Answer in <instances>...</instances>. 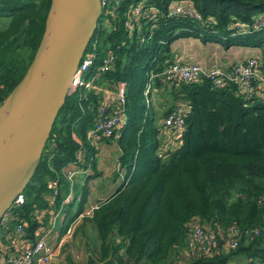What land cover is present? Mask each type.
<instances>
[{"label":"trees","instance_id":"trees-1","mask_svg":"<svg viewBox=\"0 0 264 264\" xmlns=\"http://www.w3.org/2000/svg\"><path fill=\"white\" fill-rule=\"evenodd\" d=\"M49 1L0 0V99L31 60ZM137 1L123 0L113 18L99 15L86 46L90 50L94 44L96 51L87 74H94L107 51L114 54L113 63L94 77L95 87L77 86L65 95L22 189L23 203L9 207L12 220H26L31 231L36 199L52 189L50 181L57 183L58 192L63 187L61 169L68 163L82 169L94 166L97 146L88 142L86 131L95 120L102 88L114 89L122 81L124 121L105 138H114L119 148V183L83 216L95 230V251L80 263L67 253L66 264H227L236 254L248 258L247 264H264V95L245 97L236 85L214 88L206 79L193 83L157 78L144 93L149 74L172 60L170 44L180 37L224 47H258L255 55L264 62V25H252L253 16L264 13V0H178L196 10L199 19L168 13L174 0H142L154 12L128 32L122 11ZM153 88L169 98L160 116L146 103ZM175 104L187 106L176 145L162 141L161 124ZM79 148L83 155L73 163ZM92 176L85 174L80 184L75 211L65 206L62 230L84 209ZM195 219L214 236L224 237L220 246L185 257V232ZM230 226L239 231L234 247L225 239ZM254 228L258 233L250 235Z\"/></svg>","mask_w":264,"mask_h":264},{"label":"built area","instance_id":"built-area-1","mask_svg":"<svg viewBox=\"0 0 264 264\" xmlns=\"http://www.w3.org/2000/svg\"><path fill=\"white\" fill-rule=\"evenodd\" d=\"M123 0H100L101 12L107 18H113L118 13V8ZM154 12V9L144 1L129 3L122 11V24L128 32L139 26V19L145 18ZM168 13H183L192 19H199V13L190 5L182 3L178 0L171 2ZM104 19V20H105ZM252 25L254 27L264 25V13L253 16ZM95 45L92 44L90 50L85 48L80 61L73 73V82L71 83L68 93L73 91L77 86L95 87L93 79L100 72L108 69L114 60V54L107 51L101 59V62L95 67L92 76H88L89 67L95 64ZM152 78H157L161 82L172 81L173 79H181L187 82L199 83L203 79L209 81L214 88H221L225 85H236L237 91L245 97L252 95H264V66L261 60L255 54H249L242 60L231 64L227 69H220L215 65L202 66L196 61H184L172 59L167 65L157 72H152L148 76V81L144 87V93L150 89ZM106 88V87H104ZM108 91L103 94L101 103L97 108L95 120L91 127L86 131L88 142L94 146L105 138L110 137L112 130L124 121L123 104H124V83L117 81L113 90L106 88ZM146 96V101H147ZM2 99H0V102ZM187 106L183 104H175L163 115L161 124L163 126V134L169 138L174 145L178 143V137L185 128V111ZM83 155L82 150H76V158L73 163L79 161ZM71 164V163H68ZM67 164V165H68ZM65 165V166H67ZM72 165V164H71ZM64 166V167H65ZM61 169L64 179L68 181L67 192L58 200L59 195L57 183L52 181L49 183L52 189L48 192H42L45 206H48L47 213H35L32 210V217L36 220V225L31 231L28 229L26 220L13 222L11 217V209H7L0 217V264H48L57 254L59 246L63 242L65 233L70 230V223L58 233L55 229L54 220L58 216V212L64 207L70 198V189L72 186V176L74 169ZM112 169L119 173L120 164L116 159ZM24 196L22 191L18 192L14 197L11 206H17L23 203ZM65 203V204H64ZM96 206V202L88 209L78 213L77 216L90 215L92 208ZM52 207V208H51ZM258 229H252L249 234H257ZM53 235L51 243L47 242V237ZM239 231L236 227L230 226L226 230V244L234 247L238 240ZM223 234L219 233L218 237L214 236L212 231L207 230L198 220H192L185 232L183 256L187 257L195 253H203L208 251L209 247L217 246Z\"/></svg>","mask_w":264,"mask_h":264},{"label":"water","instance_id":"water-1","mask_svg":"<svg viewBox=\"0 0 264 264\" xmlns=\"http://www.w3.org/2000/svg\"><path fill=\"white\" fill-rule=\"evenodd\" d=\"M100 12V0L49 1L32 58L0 102V217L39 162Z\"/></svg>","mask_w":264,"mask_h":264},{"label":"crops","instance_id":"crops-1","mask_svg":"<svg viewBox=\"0 0 264 264\" xmlns=\"http://www.w3.org/2000/svg\"><path fill=\"white\" fill-rule=\"evenodd\" d=\"M170 45H171L172 59H178V60H184V61H196L200 63V65L205 66V67L210 66V65H215L217 67H220V69H222L223 71L224 69H227L231 64L242 60L245 56L249 54H256L260 50L258 47L228 46L225 48L227 49L235 48L238 52H235L232 55L231 60H228L226 62L225 61L219 62V59L216 57V55L218 54V49L220 48L219 46L222 45L220 42H201L198 38H194V37H180L174 40ZM197 52H198V55H197ZM263 63L264 62L262 61V66H263ZM102 90H103V94L106 93L105 91H108L106 88H102ZM154 96L160 97V100H164L166 102L167 105L162 109L164 111L167 108L168 103H169V98L167 97V94H163V91H161L160 88H153L151 90V97L153 98ZM163 139L167 144H172V141L166 137L165 133L163 134L162 141ZM118 154H119V148H118L117 143L115 142V139L114 138L104 139L98 143L96 152L94 154V159L96 156H98V160L94 161V166L92 168L89 166L86 167L85 169L81 168L80 171L85 172V174H89V173L93 174V176L90 178V180H93V182H96L98 176L100 177L104 173H108L109 174L108 177L110 176V178L115 179L116 174L112 172V166H113L114 161L117 159ZM78 170L79 168L77 169V172ZM120 172L122 173L121 169H120ZM99 173L101 174L98 175ZM112 173H114V175ZM113 179L106 180L107 188L103 189V191L105 190L106 192L105 194L102 195L103 192L99 194L96 191L94 192V195L92 193L89 194V196L90 197L92 196L93 199L88 207L92 206L94 202L105 199L110 195L111 190L114 189V187L119 183V180L118 182H115V180ZM60 183L61 182H59V184ZM74 188L75 187H74V181H73L71 189H70L71 191L70 196L73 193ZM92 191H94L93 188H92ZM58 193H59L58 198L62 197L60 196V191ZM39 198L41 200L38 202V206H37V201H35L33 210L35 213H40L44 215L45 213H47L48 206H45V201H44L42 193L40 194ZM88 207L83 206L84 208L83 211L86 210ZM62 212L63 214L59 218V227L55 226V229L58 233H60L62 230L61 226H62V222H63L64 215H65V211L62 210ZM52 240H53V235H52ZM218 245L220 246L221 244L219 243ZM234 258H237V261L235 264H247V262L249 261L248 258H246L244 255L236 254L230 258L228 264H230V262H232ZM254 263L258 264L257 262H254Z\"/></svg>","mask_w":264,"mask_h":264},{"label":"rangeland","instance_id":"rangeland-1","mask_svg":"<svg viewBox=\"0 0 264 264\" xmlns=\"http://www.w3.org/2000/svg\"><path fill=\"white\" fill-rule=\"evenodd\" d=\"M105 28L107 29V27ZM103 35L104 33L100 35L99 42H101ZM221 46H219L220 48L218 49V54L216 55V57L219 59V62L220 61L226 62L228 60H231L232 55L235 52H238L235 48L227 49L224 46L222 47ZM231 47H236V46H231ZM197 55H198V52H197ZM263 66H264V63H263ZM148 97H149V100H147L146 103H151L152 108H154L157 116H160L161 112L163 111L162 109L167 105L166 102L164 100H160L159 97H155V96L153 98L150 96ZM97 160H98V156L95 157V161ZM79 167L80 166L68 164L67 166L64 167V171L66 172L67 169H74L76 171V169H78ZM80 169L81 168H79L78 172H75L71 178L72 182L74 181L75 188H74L73 194L71 195L70 202L64 205V207H62V209L57 214L58 216L54 220L56 227H59V218L63 214L62 210H64L65 206L69 207L70 212L75 211L76 209L78 199H79L80 184L83 182L84 176H85L84 172L80 171ZM112 172L116 174L114 169H112ZM114 173L112 174L114 175ZM100 174L101 173H99L98 175ZM108 175H109L108 173H104L100 177L98 176L96 182H93V180H90V179L87 180L86 184H87L88 192H87L86 201H85L84 206L88 207L89 204L92 202L93 198L92 196L91 197L89 196L90 193H92L93 195L95 191L99 194L103 192L102 195L106 193L105 190L103 191L104 188H107L106 180L113 179V178H110V176L108 177ZM113 180H115V182H118L119 177H116ZM60 182H61L60 184L63 185V187L61 186V189H60V196H63L65 192L67 191L68 181L63 178ZM92 188L94 189V191H92ZM40 200H41L40 198L36 199L37 206ZM51 240H52V235L47 237V242L51 243ZM97 244L98 242L96 239V234H95V230L93 226L89 223L88 220L85 219V217L75 216V219L72 221V223H70L69 232L65 233L63 242L57 250V254L53 257V259H51V261L48 264H66L64 255L67 253L71 256V258L74 261L79 262V263L83 262L85 260V257L88 254L95 251ZM236 261H237V258H234L232 262H230V264H235Z\"/></svg>","mask_w":264,"mask_h":264}]
</instances>
